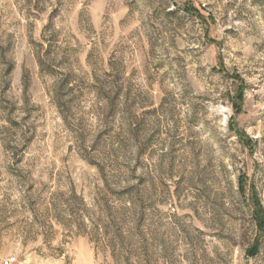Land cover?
<instances>
[{"label": "rangeland", "instance_id": "obj_1", "mask_svg": "<svg viewBox=\"0 0 264 264\" xmlns=\"http://www.w3.org/2000/svg\"><path fill=\"white\" fill-rule=\"evenodd\" d=\"M6 259L264 264V0H0Z\"/></svg>", "mask_w": 264, "mask_h": 264}, {"label": "trees", "instance_id": "obj_2", "mask_svg": "<svg viewBox=\"0 0 264 264\" xmlns=\"http://www.w3.org/2000/svg\"><path fill=\"white\" fill-rule=\"evenodd\" d=\"M38 62L40 63L39 58H38ZM12 70H13V67H12V64H11V65H9V67L7 69L8 76L11 74ZM120 255H122V254H120ZM121 258H123V256H121ZM125 258H130V257H125ZM123 263L124 264H134L135 262H131L130 260L127 259L126 262H123Z\"/></svg>", "mask_w": 264, "mask_h": 264}, {"label": "water", "instance_id": "obj_3", "mask_svg": "<svg viewBox=\"0 0 264 264\" xmlns=\"http://www.w3.org/2000/svg\"><path fill=\"white\" fill-rule=\"evenodd\" d=\"M258 246V243H256V245L252 248V250L249 252V257L253 256L256 251H257V247Z\"/></svg>", "mask_w": 264, "mask_h": 264}, {"label": "built area", "instance_id": "obj_4", "mask_svg": "<svg viewBox=\"0 0 264 264\" xmlns=\"http://www.w3.org/2000/svg\"><path fill=\"white\" fill-rule=\"evenodd\" d=\"M14 259H6L3 261V264H13Z\"/></svg>", "mask_w": 264, "mask_h": 264}]
</instances>
